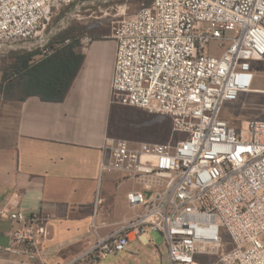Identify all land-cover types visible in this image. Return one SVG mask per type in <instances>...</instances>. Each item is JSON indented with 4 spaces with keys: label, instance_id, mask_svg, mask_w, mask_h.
<instances>
[{
    "label": "built area",
    "instance_id": "2783aa9c",
    "mask_svg": "<svg viewBox=\"0 0 264 264\" xmlns=\"http://www.w3.org/2000/svg\"><path fill=\"white\" fill-rule=\"evenodd\" d=\"M93 2L0 0V52L38 49L47 56L54 10L75 5L78 14ZM112 38V101L169 117L179 138L111 143L99 171L139 185L125 198L140 210L65 264L107 259L146 230L163 237L166 264H264V121L236 128L220 116L240 93L263 92L252 89V63L264 61V0H153L120 19ZM1 217L14 225L6 251L35 260L48 235L46 218L6 208Z\"/></svg>",
    "mask_w": 264,
    "mask_h": 264
},
{
    "label": "crops",
    "instance_id": "0c3cea01",
    "mask_svg": "<svg viewBox=\"0 0 264 264\" xmlns=\"http://www.w3.org/2000/svg\"><path fill=\"white\" fill-rule=\"evenodd\" d=\"M81 39L60 42L49 59L28 50L0 52L9 55L0 68V83L2 74L7 75L0 86V211L38 214L46 218L48 231L39 255L30 260L6 251L14 225L1 217L0 264H65L89 242L121 227L140 210L130 208L125 198L140 186L122 173H100L111 143L174 140L170 119L112 101L115 42L110 35L87 44ZM68 43L77 46L62 48ZM72 54L82 61L64 99H47L56 93L62 60ZM41 58L42 79L27 77L22 64L35 65ZM144 234L132 237L128 255L135 242L148 246Z\"/></svg>",
    "mask_w": 264,
    "mask_h": 264
},
{
    "label": "rangeland",
    "instance_id": "374dc122",
    "mask_svg": "<svg viewBox=\"0 0 264 264\" xmlns=\"http://www.w3.org/2000/svg\"><path fill=\"white\" fill-rule=\"evenodd\" d=\"M148 0H94L83 8L78 14L72 13L74 6H59L54 10L49 30L54 36L63 33L71 37L89 38L90 40L102 35L113 37L117 22L123 17H133L142 7H147ZM153 0H150V2ZM72 13L71 17H65ZM50 32V31H49ZM52 37V38H53ZM113 39V38H112ZM209 49L213 54L216 52V44L211 43ZM4 53V52H3ZM9 55H0V68L6 66ZM255 79L252 89L262 90L263 92H242L234 102H225L221 107L220 116L229 120L233 127L239 128L242 123L250 119L264 121V61L253 62ZM155 118L167 119V116H154ZM174 139H178L177 133L173 134ZM126 142H133L129 139ZM147 143V142H139ZM160 143V142H159ZM131 144V143H129ZM164 144V143H160ZM135 145V144H131ZM148 246L135 242V250L129 254L128 247L115 254H111L107 259L94 261L93 264H166L167 247L163 237L158 232L146 230ZM145 235V234H144ZM226 248H231L227 238H224ZM214 259H200L201 262L208 263Z\"/></svg>",
    "mask_w": 264,
    "mask_h": 264
},
{
    "label": "trees",
    "instance_id": "16d2710c",
    "mask_svg": "<svg viewBox=\"0 0 264 264\" xmlns=\"http://www.w3.org/2000/svg\"><path fill=\"white\" fill-rule=\"evenodd\" d=\"M151 3H152V1L150 2V0H148L146 2V6H149ZM64 40H69L70 42L76 41L75 43H77V41L79 40V37L73 38V37H71L65 33L58 35V36H54L53 38H51V40L49 41L48 46H47V51L49 52V54L47 56H43L42 58L43 59H49V58L55 56V52L60 50V49H56L57 48L56 45H59L60 42H62ZM75 43H68L66 46H64L62 48H64V49L74 48L77 46ZM33 52L41 54V56H42L41 50L37 49V50H34ZM42 58L39 61H37L35 65L28 66V64H26L28 58L25 62V65L22 64V67L25 68L24 72H26L25 75L27 77H30V78L32 77L35 80L42 79ZM81 61H82V56L81 55H74V54H72V56H70L68 58H64L62 60L61 75L59 78L57 77L59 80L56 81V85H55L56 93L53 96H47L46 97L47 99L58 101V102H60L64 99L66 91L70 85V82H71L72 78L74 77V75L76 74L78 67L81 64ZM6 80H7V75L5 73H3L0 86ZM39 96H40V98H42V94H40ZM200 259H208V258H198L199 261H200Z\"/></svg>",
    "mask_w": 264,
    "mask_h": 264
}]
</instances>
